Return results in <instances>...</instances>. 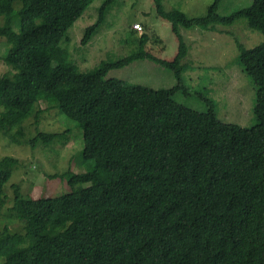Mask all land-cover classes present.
<instances>
[{"label": "trees", "instance_id": "1", "mask_svg": "<svg viewBox=\"0 0 264 264\" xmlns=\"http://www.w3.org/2000/svg\"><path fill=\"white\" fill-rule=\"evenodd\" d=\"M93 1L0 0V37L7 45L0 62L15 68L14 77L0 73V133L16 140L21 121L33 115L37 122L45 110L57 107L80 126V158L92 164L85 171L63 174L69 186L65 193L26 198L15 192L11 205L4 206L3 187L16 158L0 159V218L22 224L21 231L10 232L7 226L0 231V260L264 264V0H252L226 15L218 14L219 0H214L202 16L178 9L166 13L162 0H153L156 14L171 21L178 40L174 57L163 60L176 80L170 88L107 76L133 59H152L145 45L148 40L156 43V37L146 28L135 52L124 59L102 62L84 73L66 60L60 41L68 39L66 31ZM110 2L100 6L98 18L86 27L82 44L102 23ZM242 18L263 36L250 48L235 41L236 62L255 92L256 121L249 127L222 121L209 98L204 111L173 98L176 91H187L180 61L188 48L179 27L212 29ZM63 71L77 76L74 86L59 84ZM132 110L165 118V128L126 125ZM59 133L39 131L31 145L49 144ZM99 168L109 172L108 179L97 174Z\"/></svg>", "mask_w": 264, "mask_h": 264}, {"label": "rangeland", "instance_id": "2", "mask_svg": "<svg viewBox=\"0 0 264 264\" xmlns=\"http://www.w3.org/2000/svg\"><path fill=\"white\" fill-rule=\"evenodd\" d=\"M106 0H94L83 14L68 28L60 46L65 51L67 61L77 67L78 73L98 68L102 62L124 59L135 52L140 34L145 28L156 37V43L148 40L145 50L151 58L133 59L108 71V77H116L129 83L152 88H170L176 84L171 70L163 60H171L177 52L178 40L171 27V21L158 16L153 0H111L105 8L102 23L82 44L86 27L98 18L100 6ZM214 0H162L164 12L178 9L188 16H202ZM252 0H219L217 12L221 15L250 5ZM19 1L14 2L18 8ZM3 18L0 16V25ZM139 23L142 30L131 31V26ZM16 29V25H14ZM179 34L187 45V52L180 64L187 91L178 90L173 98L184 106L199 111L206 110L205 99L214 102L217 116L226 123L249 127L256 121L253 108L254 86L250 78L236 62L239 41L246 48L253 47L263 40L262 33L251 29L246 19H238L232 25L217 24L212 29L200 27H179ZM7 45L0 37V54ZM155 59L161 61H153ZM15 68L0 62V73L14 77ZM61 86L72 87L77 76L68 71L57 76ZM46 108L45 103H39ZM128 126L162 130L166 119L149 113L132 110L125 116ZM21 130L16 140L0 133V159L4 156L16 158L11 166V175L3 187L4 206H10L15 192L26 198L55 196L69 190L64 173L81 172L92 164L81 160L82 130L76 121L66 117L57 107L45 110L38 121L33 115L21 121ZM17 131L16 128L12 130ZM61 132L49 144L31 145V138L37 132ZM97 174L109 178V172L99 168ZM90 182L85 183L88 186ZM4 212V207L2 208ZM4 226L10 232L21 231L18 220L0 218V231ZM0 260V264H4Z\"/></svg>", "mask_w": 264, "mask_h": 264}, {"label": "built area", "instance_id": "3", "mask_svg": "<svg viewBox=\"0 0 264 264\" xmlns=\"http://www.w3.org/2000/svg\"><path fill=\"white\" fill-rule=\"evenodd\" d=\"M133 28L142 30L141 25L139 23L134 24Z\"/></svg>", "mask_w": 264, "mask_h": 264}]
</instances>
